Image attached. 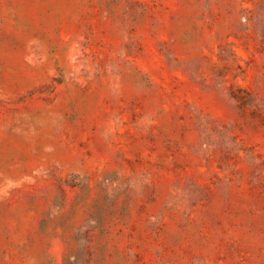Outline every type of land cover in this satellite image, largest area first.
<instances>
[{
	"label": "rangeland",
	"instance_id": "1",
	"mask_svg": "<svg viewBox=\"0 0 264 264\" xmlns=\"http://www.w3.org/2000/svg\"><path fill=\"white\" fill-rule=\"evenodd\" d=\"M0 264H264V0H0Z\"/></svg>",
	"mask_w": 264,
	"mask_h": 264
}]
</instances>
